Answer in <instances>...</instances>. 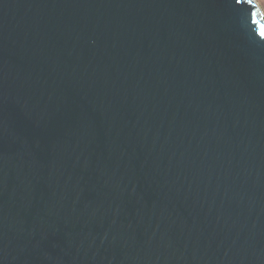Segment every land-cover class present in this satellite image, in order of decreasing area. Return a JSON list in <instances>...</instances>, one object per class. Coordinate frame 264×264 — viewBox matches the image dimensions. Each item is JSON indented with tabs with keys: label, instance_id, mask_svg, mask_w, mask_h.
Returning a JSON list of instances; mask_svg holds the SVG:
<instances>
[{
	"label": "water",
	"instance_id": "1",
	"mask_svg": "<svg viewBox=\"0 0 264 264\" xmlns=\"http://www.w3.org/2000/svg\"><path fill=\"white\" fill-rule=\"evenodd\" d=\"M255 0H0V264H264Z\"/></svg>",
	"mask_w": 264,
	"mask_h": 264
},
{
	"label": "rangeland",
	"instance_id": "2",
	"mask_svg": "<svg viewBox=\"0 0 264 264\" xmlns=\"http://www.w3.org/2000/svg\"><path fill=\"white\" fill-rule=\"evenodd\" d=\"M257 2V4L259 5V7L262 10V13L264 15V0H255Z\"/></svg>",
	"mask_w": 264,
	"mask_h": 264
},
{
	"label": "snow or ice",
	"instance_id": "3",
	"mask_svg": "<svg viewBox=\"0 0 264 264\" xmlns=\"http://www.w3.org/2000/svg\"><path fill=\"white\" fill-rule=\"evenodd\" d=\"M261 35L264 36V32H261Z\"/></svg>",
	"mask_w": 264,
	"mask_h": 264
}]
</instances>
